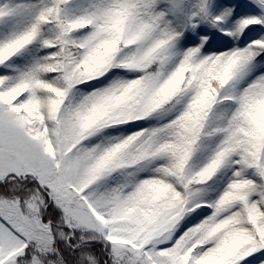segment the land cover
Returning <instances> with one entry per match:
<instances>
[{
    "label": "snow or ice",
    "instance_id": "snow-or-ice-1",
    "mask_svg": "<svg viewBox=\"0 0 264 264\" xmlns=\"http://www.w3.org/2000/svg\"><path fill=\"white\" fill-rule=\"evenodd\" d=\"M0 264H264V0H0Z\"/></svg>",
    "mask_w": 264,
    "mask_h": 264
}]
</instances>
